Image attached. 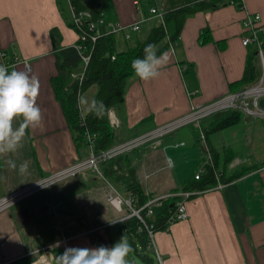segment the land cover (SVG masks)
<instances>
[{
  "label": "crops",
  "instance_id": "1",
  "mask_svg": "<svg viewBox=\"0 0 264 264\" xmlns=\"http://www.w3.org/2000/svg\"><path fill=\"white\" fill-rule=\"evenodd\" d=\"M83 4L89 11H100L103 23L97 27L99 34L115 24L142 21L140 35L132 33L131 41L117 35L120 48L133 47L135 37L148 33L157 19L150 14L152 7L158 5L167 11L170 5L168 0H141L142 13L137 15L133 0H83ZM244 4L245 10L228 4L190 16L160 77L148 83L136 76L130 80L124 106L108 112V120L111 114L118 123L112 127L109 121L115 131L114 146L186 115L192 105H205L241 90L230 84L243 77L252 51L258 48L254 43H242L248 35L245 20L259 14L264 26V0H244ZM53 27L62 36L58 49L75 46L77 34L56 0H0V54L17 56L18 71H26L23 60L29 62L28 74L35 75L40 83L37 104L43 114L42 127L27 130L23 147L0 156V198L86 159L91 152L75 143L51 85V78L59 71L58 49H54L50 37ZM205 28L211 39L201 43ZM253 63L257 79L251 84L263 76L264 62L258 52ZM184 64L188 65L186 71L181 70ZM95 93L96 89L91 88L82 97L91 96L85 99L90 103ZM240 114L238 124L206 136L207 143L212 154L217 155L218 171L226 150L235 155L228 173L243 166L255 167L231 183L222 182L224 187L193 195L186 201L187 218L155 233L156 252L162 264H264V118ZM210 118L203 121V128ZM18 124L19 119L14 127ZM9 159L17 166L28 161V172L20 175L18 167L11 170L6 163ZM122 161L135 169L144 193L155 199L182 193L177 190L186 180L205 170L206 154L199 130L191 125L165 135L158 144L148 143L130 151ZM103 163L102 176L94 169L85 170L1 212L0 264H56V258L65 251L64 237L69 238L67 248L91 249L109 248L112 238L128 234L124 223L129 212L125 207L116 210L109 196L121 193L126 198L131 194L120 182L108 184ZM157 208L156 204L152 206L154 215L151 213L150 218H154Z\"/></svg>",
  "mask_w": 264,
  "mask_h": 264
},
{
  "label": "trees",
  "instance_id": "2",
  "mask_svg": "<svg viewBox=\"0 0 264 264\" xmlns=\"http://www.w3.org/2000/svg\"><path fill=\"white\" fill-rule=\"evenodd\" d=\"M56 2L63 17L77 36L85 31L84 27L81 29L75 27L69 8L73 7L76 12L87 10L83 0H56ZM168 2L170 5L164 16V24L156 19L146 35L134 38L133 47L120 48L119 40L114 33L102 34L96 40H93L91 33L85 31V39H77L76 41V45L81 46L86 56L89 57L88 65L84 70V78L81 82L71 80L72 73L83 69L81 50H78L75 46L58 49L62 36L58 28H51V41L54 49H58L56 55L59 70L58 74L51 78V85L57 99L62 104L67 121L73 130L77 146L89 148L90 143L86 136L87 132L94 137V150L96 153L108 150L115 145V131L109 125L108 113L103 119H97L91 114L82 118L80 108L77 105L78 96H82L89 89L95 88L96 93L93 99L103 101L109 110L122 108L129 82L135 76L131 67L132 61L143 58L144 48L147 45L154 44L157 55H160L169 48V43H175L178 40L187 18L197 12L228 4H235L239 9H242L240 0H168ZM90 12L92 15L91 20L97 21L100 19L101 13L99 10H90ZM209 32L206 28L203 30L200 37L201 43L211 39ZM206 34L210 36L206 38ZM259 45L264 51V35L259 37ZM256 52H258V48L252 51L243 77L230 84L231 87H234L233 89H242L257 79L256 67L253 63ZM241 119L242 115L238 111L218 113L211 117V121L209 120L205 125L206 136L233 127ZM128 153L105 161L102 164V171L108 183L120 182L125 187L126 191L134 197V207L138 209L145 205L152 196L144 193L136 177L135 169L122 161ZM212 155L215 168L206 165L199 179L188 178L183 188L177 191L203 192L218 186V180L225 184L231 183L255 167L243 166L232 173H228V166L235 159V155L231 150H226L224 164L222 168H219L221 170L218 171L217 155L216 153ZM175 202V197L163 199L161 206H158L156 210L154 218H147L149 222L153 223L155 232L167 230L168 218L175 210V207H171V204ZM145 212L143 213L145 214ZM139 226L140 222L135 216L128 218L124 223V227L128 231L127 242L132 249L128 256L132 257L131 254L133 253L140 259L142 264H160L155 251L148 247L147 234L138 231Z\"/></svg>",
  "mask_w": 264,
  "mask_h": 264
},
{
  "label": "built area",
  "instance_id": "3",
  "mask_svg": "<svg viewBox=\"0 0 264 264\" xmlns=\"http://www.w3.org/2000/svg\"><path fill=\"white\" fill-rule=\"evenodd\" d=\"M240 1L242 4V9L245 10L244 0H240ZM133 4L134 6L137 7V15H140L142 13V10H140L139 8V5L141 4V0H133ZM69 8L71 10L72 22L75 25V27H78L80 29L84 27L86 32L91 33L92 36L91 38L93 40H96L97 37L102 35L98 33V29H97L98 25L100 23H103L102 17L97 21H93L91 20L92 15L89 10H82L76 12L73 9V7H69ZM165 13L166 10L158 5L150 9V14L155 18H157L163 24H164ZM141 25H142V21L140 19H137L134 23L130 25L115 24L112 25L110 29L107 30L104 34H110V33H114L116 35L121 34L124 40L129 42L132 39V33L140 35ZM245 27L247 28L248 35L242 38L243 45L249 46L253 43L257 44L259 56L264 62V54L259 45V34L260 33L264 34V26L261 23L260 15L255 14L252 16H248L245 20ZM85 31L79 34L77 36L78 37L77 39L84 40ZM178 43H179V38L175 43L170 44V48L168 50L169 55L174 53V47L177 46ZM75 47L78 50H81L83 69L78 74H72V78L74 80H79V82H81L84 78V70L88 65L89 57L86 56L85 51H83V48H81V46L75 44ZM19 63H20V59L17 56L8 58L6 52H1L0 65L7 67L9 72L15 70L16 65ZM22 63L24 64L26 71L30 73L31 66L29 62L23 60ZM187 69H188L187 64L181 66L182 71H186ZM263 99H264V71L262 78L259 81L255 82L254 84H251L250 86L243 88L237 92L229 93L205 105H201V106L192 105L190 111L186 115L177 118L163 126H160L152 130L151 132L143 134L130 141L121 143L117 146H113L112 148L102 151L100 153L95 152L94 139H93L94 137L91 136L89 132H87L86 136L90 143L89 151L91 152L89 153L86 159L77 161L74 164H71L70 166L57 170L52 174L34 182L33 184L22 188L19 191L10 193L0 198V213L8 211L10 208H12L22 199L31 196L37 192L48 189L61 181H64L71 177H76L87 169H95L96 172L102 176V173L100 171V164L102 162L113 159L121 154L130 152L133 149H136L148 143L149 144L154 143V145L158 144L159 140H161L162 137L185 126L194 125L199 130V140L201 142V148H203L206 154L205 166L208 165L212 168H215L212 151L207 143L206 134L203 128V121L218 113L226 112V111H238L254 118H264V106L261 105V101ZM109 121L112 127L118 125L117 121L113 116H111V114H109ZM201 174L202 172L197 174L195 178L199 179ZM218 186L224 187L225 184H223L218 180ZM197 193L199 192L193 191V192L174 193L171 195L162 196L155 199H150L145 205H143L138 209L134 207L135 200L134 197L131 195L125 198L119 193H115L109 196V201L118 211H122L123 208L125 207V209L129 212L125 218L126 220L133 216L138 218L140 222L138 231L145 232L147 234L149 239L148 247L152 248V250L156 252V246L154 243V235L156 232L154 231L153 223L147 220V218L150 217L151 214V207L154 204H156L157 206H161L163 199H167L169 197L176 198V202L174 203L175 210L169 216L167 221V229H169L174 223L179 222L181 220H185L187 218L188 214L186 210V201ZM143 212H145V214ZM68 239L69 238L64 237L62 240V245L65 247V249L67 248ZM159 262L160 264H162L160 259Z\"/></svg>",
  "mask_w": 264,
  "mask_h": 264
},
{
  "label": "clouds",
  "instance_id": "4",
  "mask_svg": "<svg viewBox=\"0 0 264 264\" xmlns=\"http://www.w3.org/2000/svg\"><path fill=\"white\" fill-rule=\"evenodd\" d=\"M169 52L157 55L156 46L149 44L144 48L142 59L132 61L134 74L141 81L148 83L158 79L169 62ZM40 83L35 75L26 71L12 70L0 65V156L15 153L23 147V140L28 129L36 130L42 127L43 114L37 104ZM77 105L81 117L94 115L103 119L110 110L103 101L93 99L90 103L84 97L78 96ZM19 119L18 126L14 123ZM11 170H17L20 175L28 172L29 162L24 161L17 166L12 159L6 161ZM132 251L125 237H122L111 248L68 247L56 258V264H127L126 257Z\"/></svg>",
  "mask_w": 264,
  "mask_h": 264
},
{
  "label": "rangeland",
  "instance_id": "5",
  "mask_svg": "<svg viewBox=\"0 0 264 264\" xmlns=\"http://www.w3.org/2000/svg\"><path fill=\"white\" fill-rule=\"evenodd\" d=\"M85 99H87V98H91V96H89L88 94H86V96L84 97ZM172 133V132H171ZM117 135H118V131H117ZM105 162V161H104ZM87 170H89V169H87ZM93 170V169H92ZM94 171L96 172V170L94 169ZM97 173V172H96ZM72 178V177H71ZM66 180H68V179H66ZM106 180V179H105ZM46 190V189H45ZM120 195H123V194H121V193H119ZM34 195V194H33ZM32 196V195H31ZM124 196V195H123ZM29 197V196H28ZM27 198V197H26ZM25 199V198H24ZM23 200V199H22ZM20 202V201H19ZM151 213H152V215H154L153 213H154V211H152L151 210ZM123 237H125L126 238V240H128V234H126V233H124L123 234ZM120 240V238H116V239H114L113 240V238H112V244H110V246H109V248H111L115 243H117L118 241ZM156 253V255H158L157 254V252H155ZM131 256L132 257H129V256H127L126 257V260H127V264H142V262L140 261V259L138 258V257H136L133 253L131 254Z\"/></svg>",
  "mask_w": 264,
  "mask_h": 264
},
{
  "label": "water",
  "instance_id": "6",
  "mask_svg": "<svg viewBox=\"0 0 264 264\" xmlns=\"http://www.w3.org/2000/svg\"><path fill=\"white\" fill-rule=\"evenodd\" d=\"M261 105L264 106V99L261 101ZM171 207H174V203L171 204Z\"/></svg>",
  "mask_w": 264,
  "mask_h": 264
},
{
  "label": "bare ground",
  "instance_id": "7",
  "mask_svg": "<svg viewBox=\"0 0 264 264\" xmlns=\"http://www.w3.org/2000/svg\"><path fill=\"white\" fill-rule=\"evenodd\" d=\"M211 121V120H210ZM205 127V126H204ZM152 208V207H151Z\"/></svg>",
  "mask_w": 264,
  "mask_h": 264
}]
</instances>
